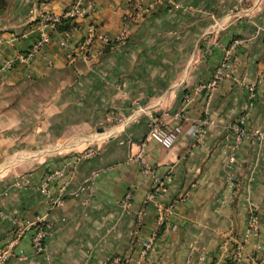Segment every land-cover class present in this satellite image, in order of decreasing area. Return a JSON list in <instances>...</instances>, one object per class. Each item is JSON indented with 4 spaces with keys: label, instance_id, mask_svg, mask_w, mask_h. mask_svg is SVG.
<instances>
[{
    "label": "crops",
    "instance_id": "1",
    "mask_svg": "<svg viewBox=\"0 0 264 264\" xmlns=\"http://www.w3.org/2000/svg\"><path fill=\"white\" fill-rule=\"evenodd\" d=\"M71 2L0 0V66L26 54L42 18ZM138 5L93 0L90 17L47 28L27 62L0 69V249L19 227L47 226L43 253L25 228L4 264H109L116 256L122 264H264V0ZM234 40L221 79L208 86ZM134 104L146 114L124 123ZM245 110L236 143L228 126ZM153 121L180 125L170 147L146 136ZM103 125L111 128L82 138ZM190 125L202 129L197 139ZM64 136L66 156L4 163L27 142H48L47 154ZM93 141L92 155L72 163ZM139 149L148 174L134 159ZM66 164L62 192L61 179L47 183L51 198L61 195L50 208L36 186ZM250 205L255 234L246 232Z\"/></svg>",
    "mask_w": 264,
    "mask_h": 264
},
{
    "label": "built area",
    "instance_id": "2",
    "mask_svg": "<svg viewBox=\"0 0 264 264\" xmlns=\"http://www.w3.org/2000/svg\"><path fill=\"white\" fill-rule=\"evenodd\" d=\"M133 3L137 8L140 9V6L138 5V0H133ZM142 10H140L141 12ZM93 13V0H72V2L63 10V12L60 15H46L42 18V20L39 23V30L40 35L39 37L34 41L32 46L30 47L29 51L26 54H19L16 56L15 60H7L3 62L0 66V69L8 68L11 66V64L14 61L19 62H27V59L29 56L34 53L38 48L46 43L48 41V33L47 28L54 27L61 19H79V18H85L90 17ZM212 25L215 27L218 24L216 22H213ZM93 33V28L90 27L88 29V34L83 40V44H87L89 38L91 37ZM238 43L236 40H234L231 45H229L227 48L224 49L222 58L218 65L215 67L214 72L212 74V78L208 84V86L215 85L218 80L221 79V76L224 72V69L228 66L230 62L231 57V50L234 44ZM248 98L253 97V89L252 86H248ZM146 114V108L139 105L134 104V108L130 110L129 114L126 116L124 123H128L131 121L136 120L138 114ZM248 110L243 111L229 126L228 129L230 132H232L235 136L236 143L241 139L242 136L245 135V131L242 127L243 122L248 118ZM176 116H178L176 114ZM180 125L175 124L169 128H166L165 126L161 125L160 123L153 121L149 124L147 130H146V136L149 138H152L155 140L160 146L164 148H168L172 145L177 135L180 133ZM202 132V129L199 126L196 125H190L188 128V134L191 135L193 138L197 139L198 136H200ZM253 133L260 135L257 130H254ZM92 150L90 148H82L79 149L74 153L72 156V163H76L79 160L85 159L87 157H90L92 155ZM134 159L137 161L140 170L143 174H148L151 172V169L145 162V158L143 155V152L141 149L138 150L137 153L134 155ZM228 162L233 161V155L231 154L228 156ZM69 165L66 164L60 169L53 170L51 172L46 173L39 183L36 186L37 191L44 196L49 203V207H54L59 204L61 200V195H57L53 198L50 197L49 191L47 189V183L50 180H53L55 178L61 179V184L59 187V192L61 193L63 188L67 184V179H65V175L69 170ZM230 180V177L227 178ZM127 199V196H126ZM169 207V206H168ZM163 213V212H162ZM161 216V215H160ZM246 232L250 234H255L257 231V221L256 216L254 213V208L252 205H250L247 209V215H246ZM32 228V234H31V246L35 253H43L44 252V239L47 234V226L44 225L40 220L33 223V225H26L23 227H19L15 229L12 233L11 239L7 242L6 246L2 249H0V264H4L8 257L10 256V248L12 245L16 242V240L20 237L24 229ZM150 244V239L147 240L143 245L144 248H148ZM226 246V242H223L221 248L224 250ZM109 264H122V258L121 257H113Z\"/></svg>",
    "mask_w": 264,
    "mask_h": 264
},
{
    "label": "rangeland",
    "instance_id": "3",
    "mask_svg": "<svg viewBox=\"0 0 264 264\" xmlns=\"http://www.w3.org/2000/svg\"><path fill=\"white\" fill-rule=\"evenodd\" d=\"M111 127L107 126V125H103L100 126V132H96L95 130H92L90 133H88V135L86 136H82V138L86 137V138H92L94 137L96 134L98 133H102L104 131H107L108 129H110ZM67 136V135H66ZM64 136L61 139H58L56 142H51V149L53 151H50L49 153L45 154L44 152V148L47 147L48 142L43 141V142H37L36 144H30L29 142H27V146L26 147H21L22 152H24V154H16L15 156H13V158L8 156L4 159V163H7L8 160H13L14 162H20V161H28V162H38L39 160H41L42 158H47V157H54V156H66L68 154H70V138ZM81 139V138H80ZM107 139V137L105 138H101L100 140H98L99 143H101L102 141H105ZM98 143H96V141L91 142L89 144H87L86 148H90L93 149L95 145H97ZM58 145H63L65 148H57ZM77 150V148L75 149Z\"/></svg>",
    "mask_w": 264,
    "mask_h": 264
},
{
    "label": "trees",
    "instance_id": "4",
    "mask_svg": "<svg viewBox=\"0 0 264 264\" xmlns=\"http://www.w3.org/2000/svg\"><path fill=\"white\" fill-rule=\"evenodd\" d=\"M70 19H61L56 25L57 30H69L70 28L73 27V23L69 22Z\"/></svg>",
    "mask_w": 264,
    "mask_h": 264
}]
</instances>
